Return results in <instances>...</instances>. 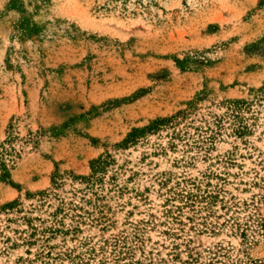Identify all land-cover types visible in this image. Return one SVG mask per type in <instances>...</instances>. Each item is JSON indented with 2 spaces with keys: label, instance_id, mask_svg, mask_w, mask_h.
<instances>
[{
  "label": "rangeland",
  "instance_id": "rangeland-1",
  "mask_svg": "<svg viewBox=\"0 0 264 264\" xmlns=\"http://www.w3.org/2000/svg\"><path fill=\"white\" fill-rule=\"evenodd\" d=\"M0 163V264H264V0H0Z\"/></svg>",
  "mask_w": 264,
  "mask_h": 264
},
{
  "label": "trees",
  "instance_id": "trees-1",
  "mask_svg": "<svg viewBox=\"0 0 264 264\" xmlns=\"http://www.w3.org/2000/svg\"><path fill=\"white\" fill-rule=\"evenodd\" d=\"M237 105L241 104V101L235 102ZM174 121V116L171 118H165V119H158L151 122L149 125L143 127V128H136L133 129L127 136L116 145L118 149L126 150L132 145L137 144L140 138L145 136L147 133H154L155 131H158L161 128H164L166 126H169ZM115 162V160L112 158L110 154H106L105 156H100L96 160H93L91 162V175L88 177H79L78 179L82 181L83 183H86L87 185L93 184L94 182H98L101 178L100 174H104L106 169L112 165ZM0 177L1 178H7V173L5 172V167L2 163H0ZM58 180L62 179L60 176L57 178ZM77 179V178H72ZM56 187L58 186L57 182H54ZM39 197L45 196V193L41 192L37 194ZM15 205V203H10L6 205V208H12Z\"/></svg>",
  "mask_w": 264,
  "mask_h": 264
}]
</instances>
